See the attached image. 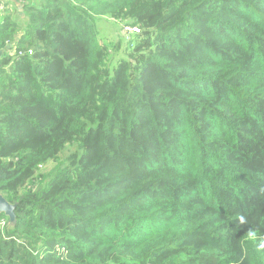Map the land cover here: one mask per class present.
I'll return each mask as SVG.
<instances>
[{
	"label": "trees",
	"instance_id": "obj_1",
	"mask_svg": "<svg viewBox=\"0 0 264 264\" xmlns=\"http://www.w3.org/2000/svg\"><path fill=\"white\" fill-rule=\"evenodd\" d=\"M21 12L0 21V264H264V0ZM100 17L138 30L107 46Z\"/></svg>",
	"mask_w": 264,
	"mask_h": 264
},
{
	"label": "rangeland",
	"instance_id": "obj_2",
	"mask_svg": "<svg viewBox=\"0 0 264 264\" xmlns=\"http://www.w3.org/2000/svg\"><path fill=\"white\" fill-rule=\"evenodd\" d=\"M19 15V14H18ZM16 16V15H15ZM17 18L19 16H16ZM20 23V25L23 27L25 25L26 19L25 17H19L17 19ZM95 27L97 29L98 33V39L103 42L105 45L110 46L112 44H118V46H121V49L126 45V39L127 36L124 32V29L121 24H119L117 21L109 18H97L95 20ZM122 29V32H121ZM114 51V50H113ZM113 53V52H112ZM79 148L76 144L74 146H70L69 149L61 153V157H65L70 152L77 151ZM53 166V163H48L43 166V171H47Z\"/></svg>",
	"mask_w": 264,
	"mask_h": 264
},
{
	"label": "water",
	"instance_id": "obj_3",
	"mask_svg": "<svg viewBox=\"0 0 264 264\" xmlns=\"http://www.w3.org/2000/svg\"><path fill=\"white\" fill-rule=\"evenodd\" d=\"M2 54V51L0 50V55ZM14 207L15 204L10 203L8 200L4 198L0 194V213H3L5 216H7V227L13 226L16 222V216L14 213Z\"/></svg>",
	"mask_w": 264,
	"mask_h": 264
},
{
	"label": "crops",
	"instance_id": "obj_4",
	"mask_svg": "<svg viewBox=\"0 0 264 264\" xmlns=\"http://www.w3.org/2000/svg\"><path fill=\"white\" fill-rule=\"evenodd\" d=\"M0 1H3L4 4H5V12L3 13H7V14H10L12 15L13 17L16 15V16H21L22 15V3L23 0H0ZM19 14V15H18ZM1 15L2 13L0 14V21H1Z\"/></svg>",
	"mask_w": 264,
	"mask_h": 264
},
{
	"label": "built area",
	"instance_id": "obj_5",
	"mask_svg": "<svg viewBox=\"0 0 264 264\" xmlns=\"http://www.w3.org/2000/svg\"><path fill=\"white\" fill-rule=\"evenodd\" d=\"M4 10H5V4L3 1H0V14L3 13ZM123 28H125L124 32H126V31L127 32L128 31H137L138 30L137 28H129V27H125V26ZM3 225H4V221L0 220V227H3Z\"/></svg>",
	"mask_w": 264,
	"mask_h": 264
},
{
	"label": "clouds",
	"instance_id": "obj_6",
	"mask_svg": "<svg viewBox=\"0 0 264 264\" xmlns=\"http://www.w3.org/2000/svg\"><path fill=\"white\" fill-rule=\"evenodd\" d=\"M241 219H243V218H241Z\"/></svg>",
	"mask_w": 264,
	"mask_h": 264
}]
</instances>
